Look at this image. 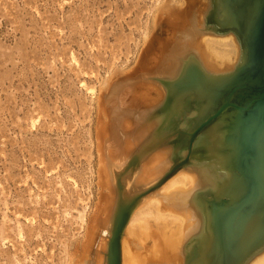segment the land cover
Masks as SVG:
<instances>
[{"label": "rangeland", "instance_id": "obj_1", "mask_svg": "<svg viewBox=\"0 0 264 264\" xmlns=\"http://www.w3.org/2000/svg\"><path fill=\"white\" fill-rule=\"evenodd\" d=\"M200 1L196 7L202 6L199 8L206 13L204 17L199 14L203 25L198 23L196 27L200 30L202 26L205 31L201 38L206 39L199 41H205V45L210 42L213 47L207 46L211 59L224 65L231 53L239 59L243 33L235 34L237 27L228 29L223 23L225 0ZM188 2L0 0V264L108 263L107 244L100 247L99 235L103 226L113 227L115 218L104 224L97 221L109 190L104 181H122L125 188L121 196L127 199L138 193L155 195L173 169L182 164L181 169L183 163L189 164L198 153H205L201 139L220 116L198 133L191 146L192 134L221 108L230 92H222L221 104L214 107L207 95L199 94L198 74H190L188 84H184L185 75L173 78L152 70L162 59V42L172 37L163 16L165 10L185 8ZM228 35L235 41L225 40ZM223 68L215 76L226 81L233 71ZM130 79L132 87L142 92L144 106L158 108L163 104L171 109L167 125L171 124L159 137L164 138L160 146L164 144L163 148L174 152L168 157L171 166L162 177L128 193L140 164L133 155L112 161L106 155L102 136L113 121L110 91L114 84ZM238 93L240 89L231 101L239 103ZM125 117L127 128L134 130L136 118ZM124 199L119 194L117 202ZM147 208L153 212L146 217L150 224L144 218L143 224L149 226L138 228L150 233L138 240L136 250L149 241L154 245L156 238L150 237L151 231L168 233L164 222L172 224L175 220L168 216L172 220L169 222L158 215L159 204H148ZM157 216L164 218V222L159 220L163 224L157 223ZM175 224L180 225L177 221ZM122 264H127L123 249Z\"/></svg>", "mask_w": 264, "mask_h": 264}, {"label": "bare ground", "instance_id": "obj_2", "mask_svg": "<svg viewBox=\"0 0 264 264\" xmlns=\"http://www.w3.org/2000/svg\"><path fill=\"white\" fill-rule=\"evenodd\" d=\"M196 2L198 0H189L187 6L184 5L185 8L165 10L166 13L163 16H165V22L172 32V37L167 39L168 41L162 42L159 48L162 59L152 70L154 73H162L173 78L185 75L186 79L182 80L184 84L189 80L190 74L195 73V76L198 74L196 81L199 85V94L207 95L210 105L214 104L216 107L221 104V93L227 94L228 92L229 80L235 78L240 71L245 70V72L256 76L264 73V52L261 50V47L264 50V9L262 8L264 0H247L243 3L244 5L241 2V8L244 7V10L240 12L239 21L235 11L229 10L226 4L224 7L222 6V20L225 18L223 23L225 26L228 25V29L237 27L235 34H242L246 32L247 28L245 36L241 35L242 50L238 53L240 58H234L231 53L228 55L229 59L225 65L223 62L213 61L212 56L207 53L210 40L209 43L206 41L208 45L204 44L205 41H199L205 32L201 29L203 23L201 24L202 19L199 14L202 15L206 12L203 11L204 9H200L202 6L196 7ZM199 2L201 1L199 0ZM200 4L202 5V3ZM205 5L209 8L207 3ZM205 10L207 11V9ZM240 10L238 9V12ZM202 17L204 16L202 15ZM198 23L201 24L200 30L197 29L198 26L196 27ZM210 26L213 27V25ZM230 32L232 34L233 31L230 30ZM224 33L226 34V32ZM228 36L225 37L227 39L221 38L235 41L233 36ZM205 37L201 39L205 40ZM256 48L257 50H255ZM223 66L225 67L223 70L233 71L232 77L226 81L215 76ZM203 73L206 77H203ZM144 75H147L146 72ZM156 75L158 76V74ZM131 79L128 82L116 83L118 85L114 84L115 86L112 87L108 97L110 98L113 121L110 126L105 127L102 136L104 150L111 160L133 155L140 164L136 174H133L137 176L135 182L129 187L128 193L147 186L162 177L171 166L168 157L174 152V150L163 148L164 144L160 146L164 138L159 137V133L171 124L167 125V121L172 118L171 109L163 104L158 108H154L153 105L144 106V96L142 92L132 87ZM125 116L136 118L135 129L130 128L132 132L127 128ZM237 118L236 110L225 109L217 122L208 128V132L201 139L200 144L205 147V153H198L195 160L189 164L183 163V168L173 169L174 172L167 178L161 189H158L157 194L145 196L142 193L123 233L122 249L127 264H264V122L254 121L252 126L255 132L252 133L245 129L241 135L240 130L238 132L234 130ZM249 134L252 136H248ZM199 142L196 143L197 147ZM139 160L142 162L140 163ZM117 161L119 162V160ZM131 172L135 173V170ZM122 178L125 180L127 177L125 175ZM130 178L132 177L130 176ZM103 184L109 190L104 195V202L99 209L97 221L100 220L104 224L111 218L113 221L118 211L131 203L133 198L127 199L121 196L125 188L122 181L119 183L118 180L115 182L106 179ZM145 189L147 188L145 187ZM119 194L120 199L125 198L120 203L117 202ZM140 194H136V197ZM148 204H159L160 212L158 211L157 214H162V217L165 218L173 216L180 225L176 226V221L173 219L172 224H175V228L171 230L170 234L169 229L172 228V224L164 222L162 220L164 218L160 217L164 224L167 223L165 227L169 228V232L163 230L164 233L158 231L160 233L158 234L157 230H152L150 237L156 238L154 245H149L150 241L148 240V243L146 242L144 246L141 245L140 249L136 250L135 245L145 237V234L150 233L148 231L145 233L146 231L143 232L138 228V225H144V220H148L146 217L149 213L150 215L153 213L147 208ZM158 217L157 219L155 217V220L157 223H162ZM157 223L155 224L157 225ZM147 224L145 225L147 226ZM155 224L151 223V225ZM144 226L141 228L144 229ZM161 227L164 228V225ZM112 228L102 227L99 235L100 247L107 244L108 248L109 242L107 241L112 236ZM99 250L101 249L99 248ZM192 258L193 260H191Z\"/></svg>", "mask_w": 264, "mask_h": 264}, {"label": "water", "instance_id": "obj_3", "mask_svg": "<svg viewBox=\"0 0 264 264\" xmlns=\"http://www.w3.org/2000/svg\"><path fill=\"white\" fill-rule=\"evenodd\" d=\"M241 2L242 5H244L243 3L247 2V0H225V4L229 7V10L231 9L237 13L238 21L240 12L244 10V7L241 8ZM262 8L264 9V3ZM238 9L240 10L239 12ZM246 32L243 33L244 36ZM255 50H257V48ZM261 50L264 52L262 47ZM242 87H244V89H241ZM239 89L241 91L237 95V97L239 98V103H235L231 101V98L234 93L238 92ZM227 93H229L230 95L226 97V101L223 103L221 108L214 115L210 116L205 122H203L192 134L191 146L198 133H200V131H202L206 126L215 121L227 108H232L237 111L238 118L234 130L236 132L240 130L241 135H243L245 129L249 130V132L252 133L255 132V129L252 126V123L254 121H259L260 123L264 122V73L256 76L255 74H251L250 72H245V70L240 71L235 78H232V80H230V83L228 82ZM248 136L252 135L249 134ZM181 165L182 164H180L178 167H180ZM178 167H176L174 170H176ZM174 170L166 178H164L163 182L171 176ZM141 197L142 194L138 195L136 198H133L131 203L124 206L116 214L114 219V226L112 229V236L110 237L108 245L107 264H122L123 233L130 220L132 210Z\"/></svg>", "mask_w": 264, "mask_h": 264}]
</instances>
